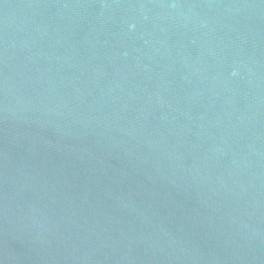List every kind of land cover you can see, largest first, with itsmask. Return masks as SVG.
<instances>
[{
    "label": "water",
    "instance_id": "1",
    "mask_svg": "<svg viewBox=\"0 0 264 264\" xmlns=\"http://www.w3.org/2000/svg\"><path fill=\"white\" fill-rule=\"evenodd\" d=\"M0 264H264V0H0Z\"/></svg>",
    "mask_w": 264,
    "mask_h": 264
}]
</instances>
